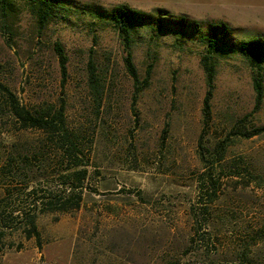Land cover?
Listing matches in <instances>:
<instances>
[{"label":"rangeland","instance_id":"obj_1","mask_svg":"<svg viewBox=\"0 0 264 264\" xmlns=\"http://www.w3.org/2000/svg\"><path fill=\"white\" fill-rule=\"evenodd\" d=\"M102 2L57 0L42 24L35 0L0 5V86L32 112L61 107L82 147L74 169L86 170L73 190L78 207L32 203L61 191L60 167L46 135L15 121L0 89V208L29 210L39 231L36 242L24 235L23 220L7 218L0 264H198L202 257L187 240L204 174L218 185L208 203L216 232L208 247L234 246L206 258L239 256L235 244L246 240V258L264 264V130L245 134L264 125V60L254 106V70L229 31L211 56L205 117L200 57L208 30L175 26L169 14L160 29L132 23V76ZM133 2L150 7L152 0ZM55 42L65 56L63 75Z\"/></svg>","mask_w":264,"mask_h":264},{"label":"trees","instance_id":"obj_2","mask_svg":"<svg viewBox=\"0 0 264 264\" xmlns=\"http://www.w3.org/2000/svg\"><path fill=\"white\" fill-rule=\"evenodd\" d=\"M3 0H0V5ZM35 12L40 24L44 22L49 14V9L53 3L57 0H35ZM168 15V13L160 10V16L153 18V15H147L143 12L132 10L127 4L123 3L119 6L111 7L109 11L110 19L117 29L123 44L125 46L124 63L128 72L135 76L133 64L130 59V50L128 49L130 41V26L137 21H146L152 24L156 29L166 26L168 18H162ZM173 25L182 27L184 25H191L194 28H198V25L191 20L183 18H169ZM207 34L205 35V53L201 55L200 60L205 70L207 89L202 97V112L207 115L209 96H210V82L213 75V65L211 62V56L215 52L216 47L228 42V32L224 25H217L213 22L207 27ZM55 51L58 56V62L61 74H64V62L65 56L62 53L61 46L55 42ZM235 49L245 59L247 64L254 70L252 76V87L254 90V106L260 101L261 98V62L264 60V39L259 36L251 37L248 41H236L234 44ZM89 77L92 78V73H89ZM1 95L4 97V101L8 106V111L22 127H33L41 130L46 136L44 140L51 143L53 150L56 153V159L60 169L56 172L58 184L60 185V192L55 194H39L36 198L31 199L32 203H41L45 206H55L58 209H66L68 207H78L80 196L74 194V188L80 185L81 179L85 175V168H78L81 165V158L83 157L82 147L77 140L76 134L71 133L64 120V114L61 107H58L53 112H32L18 103L16 97L5 86H0ZM264 130V125L252 128V130L245 133L247 136L261 132ZM241 133V132H240ZM221 143L217 142L213 148V152L220 151ZM83 165V164H82ZM71 171L67 169L71 168ZM217 182L210 177V174H204L199 183V190L197 194L198 206H191V228L189 238L187 240L188 245H193L192 251L195 254L201 255V259L198 264H253L248 258H246V247L250 242L242 240L235 244V247L239 249V256H217L206 258L208 255H212L213 251H218L234 247L232 242L224 240L221 249L219 247L211 250L208 245L212 241L213 234L216 232L213 227V216L210 218L208 214V203H210L212 196L215 193ZM45 196V198H42ZM52 209V208H51ZM12 215V211L4 213V209L0 208V239L4 233V227H6L7 218H18L23 220V231L26 237L32 236L36 242H39V231L34 223V215L29 210L17 211ZM3 227V228H2ZM202 227L203 231H202ZM201 229V230H200ZM259 230V228H258ZM205 231V232H204ZM263 237V236H261ZM260 238V237H259ZM253 240L252 243H254ZM256 243V242H255ZM219 248V249H218ZM228 253V252H227ZM192 264L190 261H183V264ZM171 264H178L177 261ZM182 264V263H181Z\"/></svg>","mask_w":264,"mask_h":264},{"label":"clouds","instance_id":"obj_3","mask_svg":"<svg viewBox=\"0 0 264 264\" xmlns=\"http://www.w3.org/2000/svg\"><path fill=\"white\" fill-rule=\"evenodd\" d=\"M123 3L153 18L160 16V10L173 18L187 17L205 30L216 22L231 31L238 42H246L256 34L264 35V0H152L150 7H140L133 0H103L100 6L110 11V6Z\"/></svg>","mask_w":264,"mask_h":264}]
</instances>
